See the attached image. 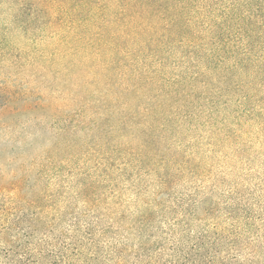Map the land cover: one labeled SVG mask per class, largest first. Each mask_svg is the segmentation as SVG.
<instances>
[{"label": "trees", "instance_id": "16d2710c", "mask_svg": "<svg viewBox=\"0 0 264 264\" xmlns=\"http://www.w3.org/2000/svg\"><path fill=\"white\" fill-rule=\"evenodd\" d=\"M0 78V264H264V0H0Z\"/></svg>", "mask_w": 264, "mask_h": 264}, {"label": "rangeland", "instance_id": "374dc122", "mask_svg": "<svg viewBox=\"0 0 264 264\" xmlns=\"http://www.w3.org/2000/svg\"><path fill=\"white\" fill-rule=\"evenodd\" d=\"M1 78H3V77H1ZM1 78H0V80H1Z\"/></svg>", "mask_w": 264, "mask_h": 264}]
</instances>
